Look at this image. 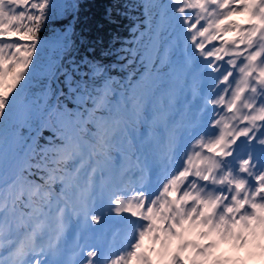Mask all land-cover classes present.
I'll list each match as a JSON object with an SVG mask.
<instances>
[{
    "label": "snow or ice",
    "instance_id": "1",
    "mask_svg": "<svg viewBox=\"0 0 264 264\" xmlns=\"http://www.w3.org/2000/svg\"><path fill=\"white\" fill-rule=\"evenodd\" d=\"M67 7L0 0V264L264 258V0H140L112 65L46 61Z\"/></svg>",
    "mask_w": 264,
    "mask_h": 264
},
{
    "label": "trees",
    "instance_id": "2",
    "mask_svg": "<svg viewBox=\"0 0 264 264\" xmlns=\"http://www.w3.org/2000/svg\"><path fill=\"white\" fill-rule=\"evenodd\" d=\"M56 2L69 7L54 16L40 34L49 45L46 61L52 64L58 60L87 59L112 65L116 63L115 56H108L106 53L121 46H129L125 42L132 39L133 28L143 19L140 0H56ZM65 34L70 41L69 55H65L62 47ZM119 63L125 64L126 61ZM133 68L141 70L139 63ZM131 70L133 69L118 66L110 68V75L123 82ZM42 80L43 75L38 83ZM44 135L48 133L45 132Z\"/></svg>",
    "mask_w": 264,
    "mask_h": 264
},
{
    "label": "rangeland",
    "instance_id": "3",
    "mask_svg": "<svg viewBox=\"0 0 264 264\" xmlns=\"http://www.w3.org/2000/svg\"><path fill=\"white\" fill-rule=\"evenodd\" d=\"M236 19H240L243 21V17H236ZM190 83V80L188 81ZM184 87V94L191 95V92L187 85L182 86ZM201 88L204 91H207V83L202 82ZM196 102V103H194ZM199 103V98L193 99L192 105L195 106ZM261 249L252 246L250 249H241V250H234L230 244H224L218 250V255L223 252L226 256H230L233 258H238L241 264H262V257L259 256ZM254 253L255 255H250L249 253Z\"/></svg>",
    "mask_w": 264,
    "mask_h": 264
},
{
    "label": "bare ground",
    "instance_id": "4",
    "mask_svg": "<svg viewBox=\"0 0 264 264\" xmlns=\"http://www.w3.org/2000/svg\"><path fill=\"white\" fill-rule=\"evenodd\" d=\"M242 21V20H241Z\"/></svg>",
    "mask_w": 264,
    "mask_h": 264
}]
</instances>
